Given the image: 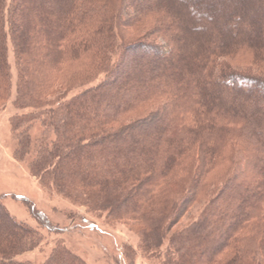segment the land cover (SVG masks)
Instances as JSON below:
<instances>
[{
    "label": "trees",
    "instance_id": "16d2710c",
    "mask_svg": "<svg viewBox=\"0 0 264 264\" xmlns=\"http://www.w3.org/2000/svg\"><path fill=\"white\" fill-rule=\"evenodd\" d=\"M137 1L0 0V104L11 88L9 40L15 100L28 112L12 121L13 132L25 127L16 152L25 154L27 126L39 120L55 135L28 164L42 184L126 222L161 264H264V100L236 87L264 88V79L216 64L236 42L260 47L264 0ZM155 7L165 18L150 26ZM155 34L168 48L142 40ZM162 50L166 65L136 59ZM199 200L197 219L168 234ZM0 230L19 245L31 233L3 206Z\"/></svg>",
    "mask_w": 264,
    "mask_h": 264
},
{
    "label": "rangeland",
    "instance_id": "374dc122",
    "mask_svg": "<svg viewBox=\"0 0 264 264\" xmlns=\"http://www.w3.org/2000/svg\"><path fill=\"white\" fill-rule=\"evenodd\" d=\"M240 1L246 3L244 0ZM246 6L250 7L248 4ZM131 9L132 7L128 6L127 10ZM256 12L261 17L264 15V8L257 9ZM148 18L150 26H159L165 18V12L158 8ZM135 36L136 34L133 38H136ZM262 37L264 38V34ZM145 38L142 40L157 42L163 46L162 49L169 46L168 38L162 41L156 34ZM262 41L261 45H256L260 46L258 48H254L253 45L242 46L235 41L233 48L216 60V64L229 67L247 77L264 79V40ZM161 52L165 54L166 51H158L155 54L136 51L137 56H135L136 59L153 55L160 58ZM7 60L10 66L11 88L9 97L0 104V206H3L17 223L25 226L31 233L23 236L19 245L14 244L19 237L17 234L12 239L5 240V236H8L0 230V248L9 247L8 250L4 249L3 253L0 252V264H45L48 259H52L54 253L59 254L62 250L69 252L72 255L71 258L75 259V261L73 258L72 261L71 259L62 260V264H161V259L149 258L146 252L140 250L139 237L125 225L126 222L113 219L105 211L91 212L83 203L85 201L79 203L77 200L73 201L72 198L59 194L50 183L43 185L42 179L28 164L36 156L34 151L38 141L43 140L46 144L51 142L55 135L53 131L45 129L39 120L32 121L27 126L31 143L25 154L19 156V152H16L19 149L16 132L25 127L21 125L16 132H13L12 121L20 114L28 112L20 110L15 100V56L9 40ZM161 60L163 64H167L164 59ZM101 78L102 76H99L96 82ZM247 85L250 88L247 91L243 89L246 86L244 82H240L236 87L238 86L242 95L246 96L244 99L248 98L253 102L261 103L264 100V88L259 86L258 81ZM76 91H68L67 95ZM143 115L141 111L130 117ZM237 147L233 155L238 153L240 156L243 152L239 150L240 147ZM222 165L223 168L232 167L229 162ZM53 178L61 180L56 175ZM71 194L77 195L78 198L80 195L74 191ZM200 200L189 207L185 213L183 212L179 220L176 219L168 234L197 219L204 204ZM167 244L168 242L165 241L160 249L161 253L166 252L164 249L168 247Z\"/></svg>",
    "mask_w": 264,
    "mask_h": 264
}]
</instances>
